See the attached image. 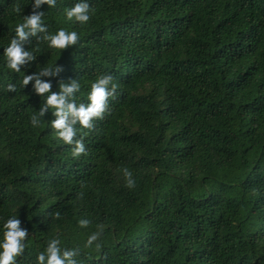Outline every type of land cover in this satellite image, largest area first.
Returning <instances> with one entry per match:
<instances>
[{
    "label": "trees",
    "instance_id": "1",
    "mask_svg": "<svg viewBox=\"0 0 264 264\" xmlns=\"http://www.w3.org/2000/svg\"><path fill=\"white\" fill-rule=\"evenodd\" d=\"M34 5L0 0V241L10 219L25 232L9 264H47L53 240L61 264H264V0ZM59 28L76 36L56 49ZM105 76L65 142L47 97L87 107Z\"/></svg>",
    "mask_w": 264,
    "mask_h": 264
},
{
    "label": "clouds",
    "instance_id": "2",
    "mask_svg": "<svg viewBox=\"0 0 264 264\" xmlns=\"http://www.w3.org/2000/svg\"><path fill=\"white\" fill-rule=\"evenodd\" d=\"M52 0H35V5L38 6L40 3L51 4ZM19 11V9H16ZM66 16L68 18L75 17V19L81 21L82 23L88 21V8L86 4H77L70 10L66 11ZM40 20V14H33L23 17L22 22L17 23L14 27L16 36L19 39H24L26 32L25 28H29L33 32L37 29L38 22ZM76 34L74 32H69L65 34L62 28L57 29L54 35L48 37L49 45L55 47L56 49L63 48L65 43H71L75 39ZM6 57L10 58L8 60V67L15 69L17 62L22 60V57L29 56V53L22 52L17 44V41L13 39L11 45L6 49ZM29 58H31L29 56ZM47 73V69L44 70ZM31 77H23L21 83H27L28 79ZM111 78L108 76L98 79L96 82L92 83L91 90L88 95L90 103L87 107L80 106L74 108L71 104L65 106L64 96L49 95L47 97V104L55 106L56 114L58 118L53 122V126L57 129H61L58 135L62 137L65 142H71V137L73 135V128L71 123H74L76 119L79 120L80 125L84 127L89 126V118L99 115L103 110L105 101V85L109 83ZM35 89L39 93H43L48 90L49 84L42 83L39 80L35 82ZM76 87L73 84L71 87L64 88L65 93H70ZM71 115L73 120L66 124L65 116ZM83 150V146L77 143L74 153H79ZM18 221L15 219H10L5 224L7 231L3 233V239L0 241V264H9V261L13 259L15 253H17L22 245L20 240L24 237L25 232L18 230ZM56 241L53 240L47 248V264H61V260L57 256V249L55 247ZM65 256L70 255V253H65ZM38 260H44V254L38 256Z\"/></svg>",
    "mask_w": 264,
    "mask_h": 264
}]
</instances>
